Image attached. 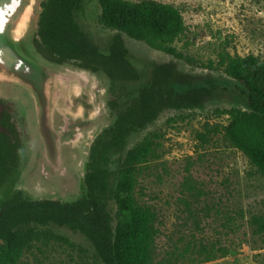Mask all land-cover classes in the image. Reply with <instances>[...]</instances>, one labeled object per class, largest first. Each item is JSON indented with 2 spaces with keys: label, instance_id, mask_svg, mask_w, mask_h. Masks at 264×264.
Masks as SVG:
<instances>
[{
  "label": "rangeland",
  "instance_id": "374dc122",
  "mask_svg": "<svg viewBox=\"0 0 264 264\" xmlns=\"http://www.w3.org/2000/svg\"><path fill=\"white\" fill-rule=\"evenodd\" d=\"M42 1H36L23 44L53 72L63 74L60 95L46 137L32 95L17 84L0 81V98L15 103L23 136L19 163L0 190V204L15 195L62 202L84 197L93 141L135 101L141 88L153 82L155 66L170 63L178 92L203 87L209 95L193 109H166L146 128L130 134L121 149L110 153L108 168L115 176L121 156L146 137L152 139V153L139 167L135 195L157 214L153 264L167 261L172 252L183 254L176 264H264V233H256L249 223L252 215H264V176L224 138L228 117L217 112L249 109L243 88L221 61L227 55H254L264 62V0H157L173 5L183 16L185 31L172 44L183 57L121 33L139 73L138 81L125 83L112 82L101 71H87L89 80H80L76 76L82 71L74 64L58 65L41 57L32 41ZM100 16L99 0H83L76 13L84 31L107 54L118 31L102 24ZM109 209L115 225L118 210L113 200ZM39 228L45 237L20 264H104L83 234L55 224ZM212 244L231 252L211 262H190L202 245Z\"/></svg>",
  "mask_w": 264,
  "mask_h": 264
},
{
  "label": "trees",
  "instance_id": "16d2710c",
  "mask_svg": "<svg viewBox=\"0 0 264 264\" xmlns=\"http://www.w3.org/2000/svg\"><path fill=\"white\" fill-rule=\"evenodd\" d=\"M83 0H43L33 46L51 63L102 71L112 82H135L139 73L128 58L129 50L121 33L182 58L173 47L185 31L179 9L157 0H99L100 21L117 30L109 52L101 53L76 19ZM224 71L243 88L249 109L217 110L227 115L224 138L245 155L264 176V62L254 55H227ZM173 64L155 66V78L139 90L135 101L119 111L114 124L97 136L89 155L84 183L86 195L75 202L53 199L26 200L19 195L0 204V264H20L35 242L45 237L39 227L55 224L83 234L93 244L104 264H153L158 233L156 212L141 204L135 188L139 167L148 161L153 141L146 137L120 158V168L112 175L110 153L119 150L127 137L153 123L166 109H193L203 104L209 91L194 87L178 92L172 77ZM113 108L115 102H110ZM23 143L20 120L14 102L0 98V190L19 163ZM117 205L118 221L113 225L109 201ZM250 225L264 233V215H252ZM229 247L202 245L191 263H206L230 254ZM159 264H176L182 253Z\"/></svg>",
  "mask_w": 264,
  "mask_h": 264
},
{
  "label": "water",
  "instance_id": "95a60500",
  "mask_svg": "<svg viewBox=\"0 0 264 264\" xmlns=\"http://www.w3.org/2000/svg\"><path fill=\"white\" fill-rule=\"evenodd\" d=\"M36 1L0 0V81L27 89L35 100L42 131L48 137L63 74L53 72L23 44Z\"/></svg>",
  "mask_w": 264,
  "mask_h": 264
},
{
  "label": "bare ground",
  "instance_id": "6f19581e",
  "mask_svg": "<svg viewBox=\"0 0 264 264\" xmlns=\"http://www.w3.org/2000/svg\"><path fill=\"white\" fill-rule=\"evenodd\" d=\"M77 79H84L85 81H88L89 80V76H88V73L87 71L83 70L82 72L78 73L77 74ZM71 89L72 90H77V86L76 85H73L71 86Z\"/></svg>",
  "mask_w": 264,
  "mask_h": 264
},
{
  "label": "flooded vegetation",
  "instance_id": "af4514ba",
  "mask_svg": "<svg viewBox=\"0 0 264 264\" xmlns=\"http://www.w3.org/2000/svg\"><path fill=\"white\" fill-rule=\"evenodd\" d=\"M32 45H33V41H32ZM34 47V46H33ZM35 49V48H34ZM36 51V50H35ZM40 55V54H39ZM46 60V59H45ZM48 61V60H47ZM49 62V61H48ZM79 68V67H78ZM80 69H82V68H80ZM88 71H90V70H88ZM91 72H93V71H91ZM100 72V71H99ZM102 72V71H101ZM94 73H96V72H94ZM104 73V72H103ZM105 74V73H104ZM106 75V74H105ZM3 99V98H2ZM6 100V99H5ZM105 130V129H104ZM97 138V137H96ZM94 142V141H93ZM93 144V143H92ZM92 146V145H91ZM91 148V147H90ZM89 155H90V153H89ZM88 162H89V160H88ZM87 166H88V164H87ZM87 172V171H86ZM86 174V173H85ZM84 178H85V176H84ZM83 198V197H82ZM81 199V198H80ZM39 200H43V199H39ZM79 200V199H78ZM77 201V200H76ZM75 202V201H74Z\"/></svg>",
  "mask_w": 264,
  "mask_h": 264
}]
</instances>
